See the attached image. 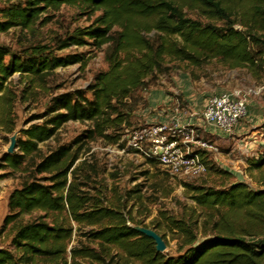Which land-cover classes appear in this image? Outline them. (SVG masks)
<instances>
[{"label": "trees", "instance_id": "obj_1", "mask_svg": "<svg viewBox=\"0 0 264 264\" xmlns=\"http://www.w3.org/2000/svg\"><path fill=\"white\" fill-rule=\"evenodd\" d=\"M1 1L0 32L17 28L24 35L16 49L0 44L3 134L15 132V105L34 102L54 69L85 64L81 54L56 51L87 46L102 51L107 66L84 89L51 94L28 122L40 121L19 129L14 151L1 155L0 170L20 181L6 198L0 231L7 229L10 240L0 246V264H264V149L247 160L256 187L179 182L191 204L178 214L158 210L150 220L165 247L176 241L168 255L134 229L140 226L130 201L135 191L113 183L118 174L107 168L106 151L95 147L135 153L123 137L133 129L132 94L166 70L165 60L199 67L215 59L257 75L264 65V0ZM62 5L77 8L88 23L42 42L45 11ZM70 121L83 123V130L42 152L39 145Z\"/></svg>", "mask_w": 264, "mask_h": 264}, {"label": "rangeland", "instance_id": "obj_2", "mask_svg": "<svg viewBox=\"0 0 264 264\" xmlns=\"http://www.w3.org/2000/svg\"><path fill=\"white\" fill-rule=\"evenodd\" d=\"M44 15H48L49 20L39 28L37 38L45 43H51L55 37H62L65 32H70L74 27L88 23L86 15L77 8L67 5H62L56 10H46ZM186 15L198 18L193 12L187 11ZM18 37L22 38L24 35L17 28L0 32V44L16 49ZM56 53L58 55L81 54L85 64L79 62L54 69L47 79V88L34 102L15 105L16 139L21 137L19 129L40 121L35 119L28 122L32 116L43 111L51 94L84 89L92 81L93 75L105 70L107 66L103 60L102 51L92 50L87 46H70ZM163 66L166 70L155 74L145 90L133 92V105L129 116L131 128L165 122L173 116H179L180 121H185L189 116L198 117L210 95L232 89L244 92L264 86V65L255 76L245 68L226 69L215 59L199 67L191 66L186 62L167 60L164 61ZM245 109V115L238 120L230 133L222 135L209 128L213 135L220 136L216 138H213L215 136L211 134L207 136L214 145L215 151L204 152L207 171L194 178L173 177L159 164L147 165L143 157L136 153H128L114 147L95 146L98 151H106L107 168L118 174L113 183L121 190L135 191L134 194L131 192L130 201L135 204L133 215L140 222V227L152 229L150 220L157 216L158 210L178 214L182 205L191 204L184 195L180 181L213 187H225L231 182L244 181L251 187L257 186L247 170V160L264 149V89L249 92L246 95ZM83 128V123L70 121L59 129L53 140L40 144L39 147L44 152L47 148L53 147L56 142L69 141ZM10 136L0 132V157L6 152ZM115 163L117 170L112 168ZM143 171H146V174H143ZM222 171L229 172L231 176L222 174ZM252 175H256V172L253 171ZM19 181L17 174H6L4 170H0V226L3 217L7 214L6 198L9 192L18 186ZM156 185H159V189ZM166 191L170 193L163 196ZM135 197L139 199L135 200ZM146 209L149 211L148 216H144ZM9 240L10 235L7 229L0 231V246L8 247ZM176 247V241L169 239L163 253L174 255Z\"/></svg>", "mask_w": 264, "mask_h": 264}, {"label": "built area", "instance_id": "obj_3", "mask_svg": "<svg viewBox=\"0 0 264 264\" xmlns=\"http://www.w3.org/2000/svg\"><path fill=\"white\" fill-rule=\"evenodd\" d=\"M262 89L264 86L244 92L232 89L210 95L197 117L200 126L180 121L179 116H173L165 122L133 128L123 135L125 148L143 158L156 161L173 177H198L206 172L204 152L215 151L207 137L211 133L209 128L220 133H230L245 115L246 95Z\"/></svg>", "mask_w": 264, "mask_h": 264}, {"label": "water", "instance_id": "obj_4", "mask_svg": "<svg viewBox=\"0 0 264 264\" xmlns=\"http://www.w3.org/2000/svg\"><path fill=\"white\" fill-rule=\"evenodd\" d=\"M15 136H16V134L13 133L9 137V143H8V146L6 147L7 153H11L15 149V140H16ZM134 229L137 230L138 232H140L141 234L152 239L154 242V248L157 252H163V250L165 249V244H164L163 240L161 239L160 235H158V233L156 231H154L152 229L145 228V227H140V226H134Z\"/></svg>", "mask_w": 264, "mask_h": 264}, {"label": "crops", "instance_id": "obj_5", "mask_svg": "<svg viewBox=\"0 0 264 264\" xmlns=\"http://www.w3.org/2000/svg\"><path fill=\"white\" fill-rule=\"evenodd\" d=\"M220 93H221V92H220ZM185 121H187V122H189V123H193V124H195L196 126H200V124H201L199 118H197V117H191V116H189ZM208 132H210V131L208 130ZM210 134L213 135L212 132H211ZM210 134H209V135H210ZM222 135H225V133H222ZM213 136H215V137H213V138H216V136L218 137V136H220V135H213ZM263 142H264V141H263Z\"/></svg>", "mask_w": 264, "mask_h": 264}]
</instances>
